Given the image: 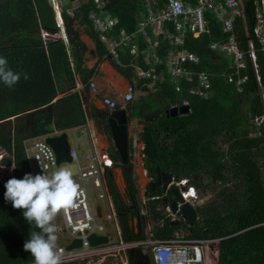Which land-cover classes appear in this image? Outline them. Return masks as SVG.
<instances>
[{
    "label": "trees",
    "instance_id": "16d2710c",
    "mask_svg": "<svg viewBox=\"0 0 264 264\" xmlns=\"http://www.w3.org/2000/svg\"><path fill=\"white\" fill-rule=\"evenodd\" d=\"M103 1L100 11L119 17L109 34H115L121 28L128 32L136 30L143 11L142 0ZM66 5L59 7L66 37L64 43L56 37L59 28L48 0H0V37L16 34L0 44V58H5L7 66L20 74V80L12 88L0 82V147L5 152L1 161L6 166L14 164L18 179L25 173L31 174L24 151L25 140L86 122L78 92L73 90L75 72L84 82L93 74V70L84 65L86 45L80 39V33L94 42L93 54L104 58L107 53L88 16L89 10L95 8L93 0H67ZM206 16L208 31L198 38L187 36L184 47L200 58L193 66L195 70L211 73V96L202 99L191 93L187 82H181V90L176 91L166 75L153 91L135 102V108L129 109V113L141 118L152 136L157 153L149 160L150 170L158 166L169 171L174 179L187 178L203 192L217 182L233 181V184L221 189L206 204L196 205L198 220L192 226L181 220L171 222L164 216L160 199L150 198L160 192L150 190V187L146 189L145 211L154 221L152 235L155 239H169L180 231L187 239H218V264H264V123L260 128L261 135H257L249 122V115L264 111L260 97L261 86H264V55L255 42L260 84L248 62L240 70V75H246L247 80L242 92H237L235 84L228 83L223 76V73L232 72L229 68L225 70L230 58L216 54L208 47L211 41L224 39L227 34L211 12L207 11ZM252 26L253 3L247 0L243 14L235 19V28L243 45L253 39ZM39 30L47 36H36ZM169 48L162 42L160 55L164 56ZM108 59L119 73L129 75L130 55L125 47L116 51V57L109 56ZM137 64L145 67L141 57H137ZM61 78L67 88L59 85ZM61 92L64 94L57 97ZM185 99L190 103L188 113L165 115V109L179 106ZM105 133L110 134L107 128ZM110 155L115 164L121 166L116 150ZM1 169L0 264L32 262L33 258L23 249V244L30 231L35 229L25 221L22 210L14 209L11 202L4 200L8 176ZM124 178L128 193L133 197L130 171L124 173ZM110 190L123 239H139L141 234L133 237L131 231L133 209L124 203L113 187L112 179ZM131 257L132 262L141 258L137 251ZM147 261L151 264L149 259Z\"/></svg>",
    "mask_w": 264,
    "mask_h": 264
},
{
    "label": "built area",
    "instance_id": "2783aa9c",
    "mask_svg": "<svg viewBox=\"0 0 264 264\" xmlns=\"http://www.w3.org/2000/svg\"><path fill=\"white\" fill-rule=\"evenodd\" d=\"M246 1L142 0L143 11L137 20L136 30L128 32L121 28L115 34H109L110 28L118 22L119 17L110 12L100 11L104 4L103 0H93L95 8L89 10L88 16L98 33L99 40L107 49L106 56H114L118 49L125 47L134 61L133 81L115 97L103 95V104L109 110L125 109L127 103L134 99L135 81L154 90L157 84L164 81L166 75L169 76L170 83L176 91L181 90V82H187L190 84L191 93L197 94L202 99H208L211 96V73L195 70L193 66L199 63L200 58L184 47L187 36L198 38L208 31L207 11L217 18L223 32L227 34L226 38L213 40L208 45L212 52L230 58L225 70L229 68L232 72H222L225 80L234 83L237 92H242L247 76L240 75V70L249 62L260 84L255 42L258 50L264 55V0H252L253 39H248L246 45H243L235 28V19L243 14ZM162 42L170 46L164 56L159 52ZM137 57H141L145 67L137 64ZM89 86L93 92H100L93 78ZM260 97L264 105V86H261ZM182 104L190 106L186 99ZM249 122L256 129L257 135H261L264 111L261 114L249 115ZM58 134V131H53L23 142L32 175L53 174L52 168L57 164L51 148L46 143V138ZM128 138V159L133 164L135 156L142 154L143 145L142 140L140 141V138L134 134L129 135ZM90 140L91 151L84 161H79L76 152L69 148L71 163L76 165V173L72 174V178L79 184L81 196L77 200L78 207L59 213L61 226L57 220L54 221L57 230L61 228L66 236L63 243L57 244V250L61 253L60 264H104L108 261L114 264H136L132 262L131 257L134 251L139 252L141 256L140 264H143L147 258L151 264H218V239H187L178 237L174 233L169 239L158 240L152 235L150 221L145 222L142 238L124 240L116 204L110 191L109 176L115 161L108 152L96 147L95 137H90ZM4 155V151L0 152V168L10 167L11 174L8 178L10 179L15 175V167L14 164L10 166L2 164ZM87 180L92 183L94 196L99 202L95 209L88 196ZM172 180L178 186L182 198L196 206L198 189L190 184L187 178L173 177ZM156 197L158 196L150 198ZM164 211V216L169 220L177 218L167 206L164 207ZM93 233L99 236L105 235L107 241L90 244L88 236ZM74 238H78L80 244L66 249L65 246ZM22 264H33V261Z\"/></svg>",
    "mask_w": 264,
    "mask_h": 264
},
{
    "label": "crops",
    "instance_id": "0c3cea01",
    "mask_svg": "<svg viewBox=\"0 0 264 264\" xmlns=\"http://www.w3.org/2000/svg\"><path fill=\"white\" fill-rule=\"evenodd\" d=\"M53 11H54V18H55L56 24L59 28L58 33H60V34H58V35L61 37L62 41L65 43L66 42L65 33L63 31L62 24H60V22L62 23V20H61L60 14H59L60 11H58V7H57V9L54 8ZM56 11L59 15L56 14ZM57 15L59 18H57ZM60 26H61V29H60ZM39 31H41V33L37 32L36 34H42L41 36H45L43 34H47V33L43 32L42 30H39ZM56 36H57V34H56ZM80 39H82V41L86 45L84 65L87 68L93 70V74H91L85 82L79 79L78 74L76 72L74 74V81H75L74 84L75 85H74L73 90H76L78 92L80 102H82V107H83V110L85 112L86 122L84 125L74 126V128L67 129V130L60 131V132L61 133L64 132L66 134L70 149H72L76 152L79 161H84L86 155H88L91 151L90 137H92V136L95 137L96 147L99 150L106 151L109 154L113 153L116 150L111 139H110V137L105 133V130L103 128V122L104 121H103V116H101V112H102V114L105 112V115H106V113H108L110 110L103 104L102 98H103V95H109V96L115 97L117 93L123 92L125 90L126 86L133 81V70H134L133 62L134 61H133V59L130 58V62L128 63V65L131 68L130 73L128 76H124L123 74L119 73L112 66L110 60L108 59V57L110 55L105 56L104 58H99L97 55L92 53V51L94 50V42L86 34L80 33ZM112 57H116V55H114ZM70 68L74 72L72 63L70 65ZM92 78L95 80L96 86L100 89V92H98V93H95L90 89L89 82L91 81ZM59 85L67 88L66 82L63 78H61ZM135 85H136V90L134 92V99L132 100V102L127 103V105L124 109L126 111H129V109H134L135 108V102L137 100H139L140 97L147 96L148 93H150V91H148L147 88L145 89V86H142L140 84V82L135 81ZM62 94H64V92L59 93L57 95V97L62 95ZM136 97H137V99H135ZM133 119H135V121H139L140 124H142V122H143V120L141 118L139 119L137 116L133 117ZM99 122H100V124H99ZM129 125H128V134L129 135H132V134L136 135V137L140 138V141H141L142 140L141 139V129L142 128H140V125L136 126V128H135V123H134V129H132V130H131L132 124L130 126ZM142 126H143V124H142ZM53 131H55V130H53ZM70 131H77L79 134H83L85 136L83 144L77 145L76 149H74L72 147L71 141L68 137V133ZM129 135H128V137H129ZM128 144H129V138H128ZM113 147L115 150L112 149ZM143 159H144V154L143 153L138 154L134 158L135 162L133 164H131L130 175H131V178L133 181V188H134L133 197H131V195L128 193V190L126 189V196L128 199V202H126V200H124V195L119 193L121 198L123 199L124 203H126L128 206H130V208L133 209V213L131 212L132 217L130 220L132 235H133V237H136L137 235L141 234L140 238H142L144 235L145 222L146 221L152 222V228L154 225V221L151 219V217L149 215H147V213L145 211V205H146L145 203L147 201L146 189H147V187H150V186H148V183H149L151 178L148 177L145 174V172L143 171L144 170L143 169ZM120 162H121V160H120ZM139 166H140L141 170L143 169L142 170L143 176L147 179L144 185H140V179L139 178L135 180V176H138V173H137L138 170L137 169ZM115 171H117V172L115 173ZM118 171H120V173ZM123 178H124V174L121 171V166H117L115 164V166L110 170L109 181L112 179V184L115 183V181L117 184H119V182L121 180L125 179V178L124 179ZM140 178H141V176H140ZM122 183H124V182H121L120 184H122ZM126 184H127V182H126ZM138 187L140 189V191H139L140 197L142 198V196L145 195V198H142V202H143L142 213L145 216L144 220H142V217L139 213V208L135 205V197H136V191H138ZM124 188H125V185H124ZM124 188H123V190H124ZM150 190H151V188H150ZM136 212L139 215V227H140L139 230H137V221H134L136 219L135 218ZM133 218H134V220H133ZM135 228H136V232H135ZM152 228H151V232H152Z\"/></svg>",
    "mask_w": 264,
    "mask_h": 264
},
{
    "label": "clouds",
    "instance_id": "9594fccd",
    "mask_svg": "<svg viewBox=\"0 0 264 264\" xmlns=\"http://www.w3.org/2000/svg\"><path fill=\"white\" fill-rule=\"evenodd\" d=\"M19 80L20 74L7 66L5 58H0V82L12 88ZM4 187V200L11 202L14 209L22 210L25 221L35 229L30 231L23 244V249L32 256L33 264H60L54 221L61 211L78 207L77 200L81 196L80 186L73 180L72 173L66 169L51 176L25 173L20 179H8Z\"/></svg>",
    "mask_w": 264,
    "mask_h": 264
},
{
    "label": "water",
    "instance_id": "95a60500",
    "mask_svg": "<svg viewBox=\"0 0 264 264\" xmlns=\"http://www.w3.org/2000/svg\"><path fill=\"white\" fill-rule=\"evenodd\" d=\"M58 11H60V8L58 9ZM37 35L40 34H36V36ZM43 35L47 36L46 34ZM56 37L59 38L60 36L57 35ZM189 111L190 106L188 104H181L179 106H173L165 109L164 113L166 116H176L178 114H186ZM133 117L134 116H131L129 111H126L124 109L110 110L108 113H106L105 118L103 117V121L106 122V128L110 133L108 136L110 137L120 157L121 171L123 174L131 171V166L129 165L128 160L127 137L128 125L131 123ZM141 139L143 145L141 152L144 154L143 169L145 174L151 178L148 186H150L151 190L155 189L160 192V195H157L158 197L154 199H160L163 209L167 206L169 211L177 216V218L175 220H172L171 222L178 223L181 220L188 226H192L198 220L196 207L189 201H186L184 198H182L178 186L172 180L173 175L169 171L160 169L158 166H155L153 170H150L149 168V160H152L156 156L157 150L153 144L152 136L148 132L146 126H142ZM46 143L51 148L57 165L71 162V159L69 157L70 146L64 132L60 133L57 136L47 137ZM2 151L3 150L0 147V152ZM12 177L17 178L15 175H13ZM112 185L120 193L121 190L117 187L116 183H113ZM135 218L137 221V230H139V215L137 214V212L135 213ZM88 241L92 245L105 243L107 241V237L105 235L99 236L93 233L88 236ZM79 244L80 240L78 238H74L69 244L65 246V248L68 249L78 246Z\"/></svg>",
    "mask_w": 264,
    "mask_h": 264
},
{
    "label": "rangeland",
    "instance_id": "374dc122",
    "mask_svg": "<svg viewBox=\"0 0 264 264\" xmlns=\"http://www.w3.org/2000/svg\"><path fill=\"white\" fill-rule=\"evenodd\" d=\"M49 2L51 4V6L53 8H56V9H57V7L59 9L60 6H67L66 5L67 4V0H49ZM69 10H70V8H68V11ZM56 14H58L57 11H56ZM58 15H57V18H59ZM38 32L41 33V31H38ZM56 34H60V33L57 32ZM14 35H16V34L15 33H12V35H10V36L0 37V44L5 43V42H8L9 41V38L11 39V37L14 36ZM147 90L150 91V92L153 91L148 86H147ZM135 99H137V97ZM101 116H103L105 118V112L103 114L101 112ZM134 123H135V128L138 125H140V128H142V124H140L139 121H135V119H132L131 120V123H130V125L132 124L131 125V130L134 129ZM68 137H69V139L71 141V144H72V147L74 149H76L77 145H82L83 144V141H84V138H85V136L83 134H79L77 131H70L68 133ZM263 163H264V160H263ZM52 169H53L52 170L53 173L56 172V171H58V170H60V169L69 170L72 174L73 173L74 174L76 173V165L74 163H71V162L70 163H62V164L56 165ZM137 170H138L137 171L138 176H135V180L139 178L140 179V185H144L147 179L143 176V171L140 169V166L138 167ZM3 172L9 178V175L11 174L10 167H7V168H4L3 167L2 173ZM116 172L117 171H115V173ZM118 172L120 173V171H118ZM140 176H141V178H140ZM124 182H125V180H124ZM86 183L89 186V188H88V196H89L90 201H91V203L93 205V208L95 209L96 206H98V203H99L98 202V199L94 196V188H93L92 183L90 181H88V180L86 181ZM115 183H116V181H115ZM232 184H233V181H230L227 184H223V183L217 182V184L215 183L212 186L208 187L204 192L201 191V189H198V192H199L198 195H199V197H198L197 201L195 202L196 205L206 204V202H208L211 198L215 197L217 195V193L221 189L226 188V187H231ZM126 187L127 186H126V182H125V188H124L123 191H120V193L124 195V200H126V202H128V199H127V196H126V189H127ZM139 191H140V189L138 187V191H136L135 205L139 208V213H140V215L142 217V220H144L145 219V216L142 213V209H143L142 198H145V195L142 196V198H141ZM55 220H57V223L61 226V220H60L59 214L57 215V217H56ZM133 220H134V218H133ZM134 221H136V219ZM135 232H136V228H135ZM181 232L182 231L176 232V235H178V237L185 238L184 237V235H185L184 232H182V233ZM56 235H57V244L63 243V241L66 239L65 233H64V231L61 230V228H59V230H57ZM104 264H114V262H109L108 261V262H105Z\"/></svg>",
    "mask_w": 264,
    "mask_h": 264
},
{
    "label": "bare ground",
    "instance_id": "6f19581e",
    "mask_svg": "<svg viewBox=\"0 0 264 264\" xmlns=\"http://www.w3.org/2000/svg\"><path fill=\"white\" fill-rule=\"evenodd\" d=\"M121 182H124V180H121V181L119 182V184L116 183V185H117V187L122 191L123 188H124L125 182L122 183V184H120Z\"/></svg>",
    "mask_w": 264,
    "mask_h": 264
},
{
    "label": "flooded vegetation",
    "instance_id": "af4514ba",
    "mask_svg": "<svg viewBox=\"0 0 264 264\" xmlns=\"http://www.w3.org/2000/svg\"><path fill=\"white\" fill-rule=\"evenodd\" d=\"M105 124H106V122L104 121V122H103V128H104V130H106V125H105ZM144 262L148 264V261H147V260L144 261ZM144 262H143V263H144ZM145 263H144V264H145ZM136 264H140V261L137 260V261H136Z\"/></svg>",
    "mask_w": 264,
    "mask_h": 264
}]
</instances>
